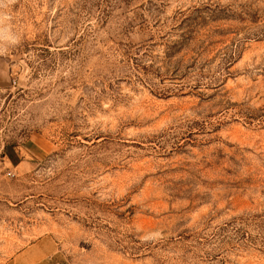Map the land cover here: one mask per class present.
Wrapping results in <instances>:
<instances>
[{"label": "rangeland", "instance_id": "obj_1", "mask_svg": "<svg viewBox=\"0 0 264 264\" xmlns=\"http://www.w3.org/2000/svg\"><path fill=\"white\" fill-rule=\"evenodd\" d=\"M6 11L0 264H264V0Z\"/></svg>", "mask_w": 264, "mask_h": 264}, {"label": "crops", "instance_id": "obj_2", "mask_svg": "<svg viewBox=\"0 0 264 264\" xmlns=\"http://www.w3.org/2000/svg\"><path fill=\"white\" fill-rule=\"evenodd\" d=\"M64 255L56 240L45 235L16 253L4 264H63Z\"/></svg>", "mask_w": 264, "mask_h": 264}, {"label": "clouds", "instance_id": "obj_3", "mask_svg": "<svg viewBox=\"0 0 264 264\" xmlns=\"http://www.w3.org/2000/svg\"><path fill=\"white\" fill-rule=\"evenodd\" d=\"M14 3V0H0V40H6L11 44L17 43L18 38L11 31L6 21L11 19L6 9ZM5 49L0 47V54H4Z\"/></svg>", "mask_w": 264, "mask_h": 264}]
</instances>
